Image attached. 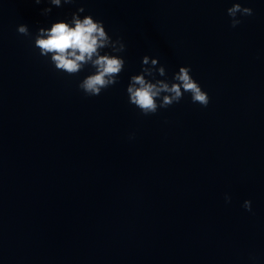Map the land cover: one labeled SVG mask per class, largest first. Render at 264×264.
Here are the masks:
<instances>
[{"label":"clouds","instance_id":"9594fccd","mask_svg":"<svg viewBox=\"0 0 264 264\" xmlns=\"http://www.w3.org/2000/svg\"><path fill=\"white\" fill-rule=\"evenodd\" d=\"M45 0H34L40 4ZM52 6L61 7L64 4H74L77 0H46ZM85 9L79 7L71 14L70 20H57L50 27H40L34 37V48L42 57L50 58L58 72L68 76H76L90 67L92 71L78 84V88L88 97L99 96L103 90L116 85L121 72L125 68V59L119 55L126 51L122 37L113 39L106 31L103 21L94 19L91 15L81 18ZM52 12L51 7L42 9L43 15ZM230 26L236 28L242 23V17L253 15V9L243 7L239 0L233 2L227 10ZM17 31L23 36H31L25 24L18 26ZM110 49V52H105ZM164 77L158 79L157 77ZM128 102L135 106L144 116L156 114L159 109H166L179 103L185 93H189L191 102L203 107L209 104V96L200 84L193 79L190 66H181L167 78L164 65L158 58L148 55L142 57L139 74L129 78L126 88ZM133 137H130V139ZM226 201L230 197L226 195ZM243 207L251 211V201L245 200Z\"/></svg>","mask_w":264,"mask_h":264}]
</instances>
